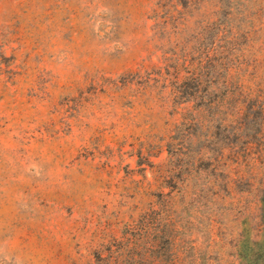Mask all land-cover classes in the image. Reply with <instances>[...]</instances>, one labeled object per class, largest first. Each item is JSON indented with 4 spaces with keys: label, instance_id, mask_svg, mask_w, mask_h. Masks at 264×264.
<instances>
[{
    "label": "rangeland",
    "instance_id": "obj_1",
    "mask_svg": "<svg viewBox=\"0 0 264 264\" xmlns=\"http://www.w3.org/2000/svg\"><path fill=\"white\" fill-rule=\"evenodd\" d=\"M229 75L264 91V0H0V264L263 250L264 118L207 106Z\"/></svg>",
    "mask_w": 264,
    "mask_h": 264
},
{
    "label": "trees",
    "instance_id": "obj_2",
    "mask_svg": "<svg viewBox=\"0 0 264 264\" xmlns=\"http://www.w3.org/2000/svg\"><path fill=\"white\" fill-rule=\"evenodd\" d=\"M198 85L200 84V76L195 77ZM225 87H223V93L221 96H217L214 92H211L206 99L209 107H224V105H230L231 99L236 100L237 104V113L245 114L244 109H249L246 113L248 117H253L254 113L264 118V91L260 92V94H256L253 92L252 88L249 85L241 80L237 87L231 82V77L229 75L228 79L224 81ZM182 95L184 93L181 92ZM188 94V93H187ZM184 96H192V94L184 95ZM222 127V126H221ZM224 129H231V125H224ZM239 133V129H232V132ZM258 251V252H257ZM243 256H240L244 259L243 264H264V249L261 250L260 247L255 250H250L249 252L244 251Z\"/></svg>",
    "mask_w": 264,
    "mask_h": 264
}]
</instances>
